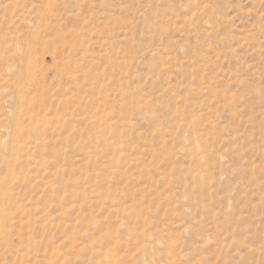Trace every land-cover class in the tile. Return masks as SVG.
Masks as SVG:
<instances>
[{
	"label": "rangeland",
	"instance_id": "rangeland-1",
	"mask_svg": "<svg viewBox=\"0 0 264 264\" xmlns=\"http://www.w3.org/2000/svg\"><path fill=\"white\" fill-rule=\"evenodd\" d=\"M0 264H264V0H0Z\"/></svg>",
	"mask_w": 264,
	"mask_h": 264
}]
</instances>
